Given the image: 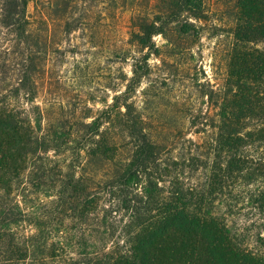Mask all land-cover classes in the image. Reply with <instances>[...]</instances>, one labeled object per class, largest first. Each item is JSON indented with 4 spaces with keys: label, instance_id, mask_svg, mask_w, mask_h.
Wrapping results in <instances>:
<instances>
[{
    "label": "trees",
    "instance_id": "obj_1",
    "mask_svg": "<svg viewBox=\"0 0 264 264\" xmlns=\"http://www.w3.org/2000/svg\"><path fill=\"white\" fill-rule=\"evenodd\" d=\"M169 1L181 9L134 25L128 44L147 53L124 90L77 116L34 104L49 31L35 28L29 0H0L13 38L0 44V264H264V50L249 46L264 40V0L237 1L216 119L191 123L196 140L129 102L159 56L153 38L173 45L170 24L197 33L188 20L200 19L202 0ZM82 3L34 8L63 17L89 9ZM233 217L254 218L258 233L247 237Z\"/></svg>",
    "mask_w": 264,
    "mask_h": 264
},
{
    "label": "rangeland",
    "instance_id": "obj_2",
    "mask_svg": "<svg viewBox=\"0 0 264 264\" xmlns=\"http://www.w3.org/2000/svg\"><path fill=\"white\" fill-rule=\"evenodd\" d=\"M34 1L29 0L27 12L35 19L37 31L43 30L45 36L48 30L50 38L48 54L41 59V71L35 78L34 104L49 113L74 109L77 116L86 112L84 107L93 112L102 109L124 90L125 82L120 79H129L133 59L147 53L128 44L138 20L151 19L155 11L181 9L169 0H74L77 5L86 2L89 9H68V15L62 17L55 9H35ZM237 1L202 0L200 19L188 20L195 25L196 35L180 37L177 24H170L166 36L173 45L160 35L153 38L159 56L149 57L146 74L129 99L139 109H146L143 113L150 124L182 130L187 138L196 140L191 123L216 119L213 111L220 101L216 92L222 91L226 77ZM82 12L85 16L80 20ZM186 19V15L179 18L181 22ZM1 21L0 17V44L5 46L13 38ZM249 46L264 50V40ZM253 220L233 217L232 226L250 228L245 234L251 237L257 231L251 227Z\"/></svg>",
    "mask_w": 264,
    "mask_h": 264
}]
</instances>
